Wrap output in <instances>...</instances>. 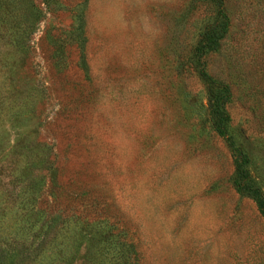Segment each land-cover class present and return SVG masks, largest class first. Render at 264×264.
Returning <instances> with one entry per match:
<instances>
[{
  "label": "rangeland",
  "instance_id": "rangeland-1",
  "mask_svg": "<svg viewBox=\"0 0 264 264\" xmlns=\"http://www.w3.org/2000/svg\"><path fill=\"white\" fill-rule=\"evenodd\" d=\"M231 136L264 191V0H0V264H264Z\"/></svg>",
  "mask_w": 264,
  "mask_h": 264
},
{
  "label": "trees",
  "instance_id": "trees-1",
  "mask_svg": "<svg viewBox=\"0 0 264 264\" xmlns=\"http://www.w3.org/2000/svg\"><path fill=\"white\" fill-rule=\"evenodd\" d=\"M222 19L223 22L221 23L219 28H215L212 31H209L208 33L205 34V37L201 44V48L199 50L200 56H203L210 51L216 50L219 46V42L226 36L228 32L229 19L225 13H223ZM201 66H202L200 73L201 77L212 85L216 84V81H214L206 71L204 62L201 63ZM227 99H228L227 89L223 90V94L220 97H218L217 95L211 97L212 106L214 108L213 111L218 115L219 118L218 119L219 123H217V130L222 136H227V131H228L227 121L229 120V118L224 110ZM229 144L233 153L234 163L236 166L238 189L242 193L247 194L253 198L261 215L264 217V191L261 188V186H259V184L252 178V173L250 170V166H251L250 155L248 154V152H245L243 148L237 145V142L233 136L229 137ZM52 222L53 220L50 222L42 221L41 223L47 226V224L50 225ZM64 249L65 246H63V249H61L60 251L55 250V253H53L54 255H52V257L60 262L67 261V259H65V257H67L66 254H68L69 256L71 255L70 257H74L72 253H69L70 251L65 253ZM128 254H131L130 251L128 252ZM46 264H56V263L47 262Z\"/></svg>",
  "mask_w": 264,
  "mask_h": 264
}]
</instances>
